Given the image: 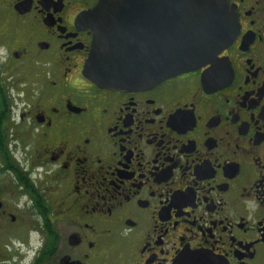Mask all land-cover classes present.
<instances>
[{"label": "flooded vegetation", "instance_id": "flooded-vegetation-1", "mask_svg": "<svg viewBox=\"0 0 264 264\" xmlns=\"http://www.w3.org/2000/svg\"><path fill=\"white\" fill-rule=\"evenodd\" d=\"M98 0H0V264H264V0L211 61L83 74Z\"/></svg>", "mask_w": 264, "mask_h": 264}, {"label": "water", "instance_id": "water-1", "mask_svg": "<svg viewBox=\"0 0 264 264\" xmlns=\"http://www.w3.org/2000/svg\"><path fill=\"white\" fill-rule=\"evenodd\" d=\"M83 74L100 87L139 89L213 61L235 34L230 0H98Z\"/></svg>", "mask_w": 264, "mask_h": 264}]
</instances>
